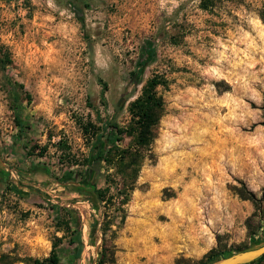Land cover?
Returning <instances> with one entry per match:
<instances>
[{"label": "rangeland", "instance_id": "rangeland-1", "mask_svg": "<svg viewBox=\"0 0 264 264\" xmlns=\"http://www.w3.org/2000/svg\"><path fill=\"white\" fill-rule=\"evenodd\" d=\"M261 2L0 0V264H31L53 242L65 264L74 211L77 264L102 246L103 264H199L264 241ZM153 75L162 111L121 219L112 165L87 169L108 185L100 202L65 177L81 176L108 122L130 143L128 102Z\"/></svg>", "mask_w": 264, "mask_h": 264}, {"label": "trees", "instance_id": "trees-1", "mask_svg": "<svg viewBox=\"0 0 264 264\" xmlns=\"http://www.w3.org/2000/svg\"><path fill=\"white\" fill-rule=\"evenodd\" d=\"M216 0H200V7L202 9H208L212 6ZM257 15L261 20H264V0H262L260 7L257 10ZM154 55V49L147 46L143 50V55L140 59L139 67L145 62L152 59ZM9 62V58L4 56L0 59V66H4ZM133 75V73H131ZM164 79L157 75H153L146 80L144 85L141 87L139 94L128 102L127 111L129 114L128 129L132 133L130 143L125 147H120L117 142L121 140V134L124 128L118 126L115 122H108L105 126H109L110 130L106 132L104 138L101 140V134H96L94 150H90L88 155L84 158L85 168L82 174L78 178H74L67 175L65 179H70L72 191L78 194L86 196L90 203L100 202L105 198V191H108V185L104 188H97L95 183L89 179L87 169L97 160H102L106 164L114 167V176L119 178V186L116 188V195H118V211L122 219V207L121 205L128 199V192L132 189L134 180L137 176L138 170L143 162L145 156H149V145L153 138V127L156 125L159 116L162 111L163 100L162 97L157 94L156 86L164 83ZM17 123L18 120L15 118ZM112 141L108 145L109 141ZM109 177V175H108ZM108 182H114L111 178ZM74 182H81V186H75ZM111 196H107L106 200L110 199ZM73 223L74 228L71 229L70 236L67 237V244L69 245V259L65 264H77L80 259V254L83 249L81 235L79 231V216L76 211L73 212ZM264 231V228H263ZM264 242V241H263ZM94 244V240L91 242ZM250 246L258 245L262 243L256 238L251 237L249 240ZM57 244L52 243L49 254L42 258H33L31 264H61L55 247ZM246 247V248H249ZM244 248V249H246ZM243 250V249H242ZM232 252H226L222 255L214 254L209 252L207 259L204 264L216 257L225 256ZM264 257V254L259 256L257 259L246 264H255ZM114 261L113 250L111 248H105L102 246V250L96 252V257L93 260V264H103L105 262L112 263Z\"/></svg>", "mask_w": 264, "mask_h": 264}, {"label": "water", "instance_id": "water-1", "mask_svg": "<svg viewBox=\"0 0 264 264\" xmlns=\"http://www.w3.org/2000/svg\"><path fill=\"white\" fill-rule=\"evenodd\" d=\"M264 254V242L249 248L216 257L204 264H246Z\"/></svg>", "mask_w": 264, "mask_h": 264}, {"label": "flooded vegetation", "instance_id": "flooded-vegetation-1", "mask_svg": "<svg viewBox=\"0 0 264 264\" xmlns=\"http://www.w3.org/2000/svg\"><path fill=\"white\" fill-rule=\"evenodd\" d=\"M75 186H81L82 184H81V182H74L73 183Z\"/></svg>", "mask_w": 264, "mask_h": 264}]
</instances>
